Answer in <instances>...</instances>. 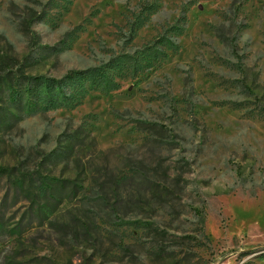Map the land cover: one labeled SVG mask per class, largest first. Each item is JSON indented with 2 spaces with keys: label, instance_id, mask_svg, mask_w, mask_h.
Returning a JSON list of instances; mask_svg holds the SVG:
<instances>
[{
  "label": "rangeland",
  "instance_id": "374dc122",
  "mask_svg": "<svg viewBox=\"0 0 264 264\" xmlns=\"http://www.w3.org/2000/svg\"><path fill=\"white\" fill-rule=\"evenodd\" d=\"M167 30L180 48L134 73L123 55ZM111 59L116 91L8 107L11 76ZM1 114L0 264H264V0H0Z\"/></svg>",
  "mask_w": 264,
  "mask_h": 264
},
{
  "label": "trees",
  "instance_id": "16d2710c",
  "mask_svg": "<svg viewBox=\"0 0 264 264\" xmlns=\"http://www.w3.org/2000/svg\"><path fill=\"white\" fill-rule=\"evenodd\" d=\"M150 8L151 7H148L146 9L148 10ZM147 17L144 16L143 18L142 13L134 15L132 18L129 17L127 23L129 29L127 34H125L128 42H132L137 31L145 25ZM185 21H187L186 17ZM171 29L182 32L183 28L181 27V23H177L172 26ZM168 32L169 30L164 34L159 35L148 44L139 47L132 55H123L129 62L134 73L144 71L154 65V63L166 58L168 52L164 47L167 46L172 51H176L180 48L176 39L169 36ZM116 59H111L108 62L85 68L83 70L70 69L61 77H49L44 75L33 76L24 73L18 74L17 79L11 76L7 81V91L9 93L8 107L14 108L15 111L19 112L18 114L34 115L41 111L46 112L51 109L73 106L79 103L92 91H102L104 93L116 91L120 87V82L118 81L116 74L113 73ZM8 111L10 112V110ZM18 114H14L13 117L18 118L22 116ZM2 115H4V117H2ZM10 118V114H1L0 121L2 119L10 120ZM68 145L69 144H67L61 152L72 150V147ZM61 152L60 154H62ZM12 169L13 168L6 166L0 167V176L11 174ZM55 179V177H43L36 180L35 184L37 183V192L45 195L43 202H41V200L38 199L39 194H33L32 204L34 208L32 209L34 210V215H36V217L44 216L48 218L53 212L54 204L59 196V193L57 192V184L54 182ZM0 227H2L1 224ZM11 231L12 232L8 233L9 236H15L16 239L21 238L23 234L21 226H17ZM1 264H20V262L13 257H9L3 258Z\"/></svg>",
  "mask_w": 264,
  "mask_h": 264
}]
</instances>
